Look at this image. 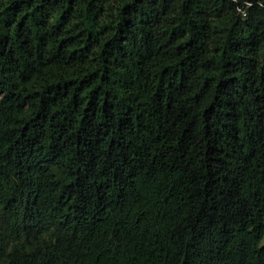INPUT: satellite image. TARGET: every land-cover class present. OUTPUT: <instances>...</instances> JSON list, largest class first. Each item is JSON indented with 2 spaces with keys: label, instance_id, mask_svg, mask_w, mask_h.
<instances>
[{
  "label": "trees",
  "instance_id": "1",
  "mask_svg": "<svg viewBox=\"0 0 264 264\" xmlns=\"http://www.w3.org/2000/svg\"><path fill=\"white\" fill-rule=\"evenodd\" d=\"M264 0H0V264H264Z\"/></svg>",
  "mask_w": 264,
  "mask_h": 264
},
{
  "label": "rangeland",
  "instance_id": "2",
  "mask_svg": "<svg viewBox=\"0 0 264 264\" xmlns=\"http://www.w3.org/2000/svg\"><path fill=\"white\" fill-rule=\"evenodd\" d=\"M262 243L264 244V239H263Z\"/></svg>",
  "mask_w": 264,
  "mask_h": 264
}]
</instances>
